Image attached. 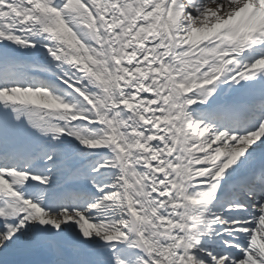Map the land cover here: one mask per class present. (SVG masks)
<instances>
[{
    "label": "snow or ice",
    "instance_id": "6c2138e0",
    "mask_svg": "<svg viewBox=\"0 0 264 264\" xmlns=\"http://www.w3.org/2000/svg\"><path fill=\"white\" fill-rule=\"evenodd\" d=\"M0 264H264V0H0Z\"/></svg>",
    "mask_w": 264,
    "mask_h": 264
}]
</instances>
